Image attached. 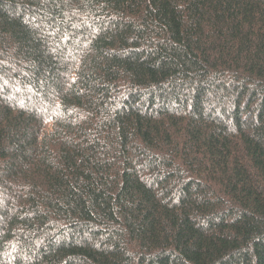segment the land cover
Segmentation results:
<instances>
[{
    "label": "trees",
    "instance_id": "obj_1",
    "mask_svg": "<svg viewBox=\"0 0 264 264\" xmlns=\"http://www.w3.org/2000/svg\"><path fill=\"white\" fill-rule=\"evenodd\" d=\"M0 264H264V0H0Z\"/></svg>",
    "mask_w": 264,
    "mask_h": 264
}]
</instances>
